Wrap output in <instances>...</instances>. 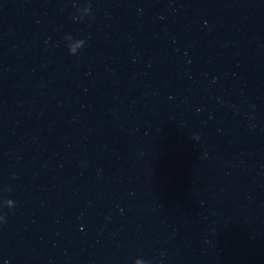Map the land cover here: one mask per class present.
Instances as JSON below:
<instances>
[{
	"label": "water",
	"instance_id": "obj_1",
	"mask_svg": "<svg viewBox=\"0 0 264 264\" xmlns=\"http://www.w3.org/2000/svg\"><path fill=\"white\" fill-rule=\"evenodd\" d=\"M0 264H264V0H0Z\"/></svg>",
	"mask_w": 264,
	"mask_h": 264
},
{
	"label": "clouds",
	"instance_id": "obj_2",
	"mask_svg": "<svg viewBox=\"0 0 264 264\" xmlns=\"http://www.w3.org/2000/svg\"><path fill=\"white\" fill-rule=\"evenodd\" d=\"M6 222V221H5Z\"/></svg>",
	"mask_w": 264,
	"mask_h": 264
}]
</instances>
